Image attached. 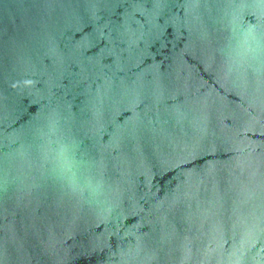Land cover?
Instances as JSON below:
<instances>
[{"label": "water", "instance_id": "1", "mask_svg": "<svg viewBox=\"0 0 264 264\" xmlns=\"http://www.w3.org/2000/svg\"><path fill=\"white\" fill-rule=\"evenodd\" d=\"M0 264H264V0H0Z\"/></svg>", "mask_w": 264, "mask_h": 264}]
</instances>
